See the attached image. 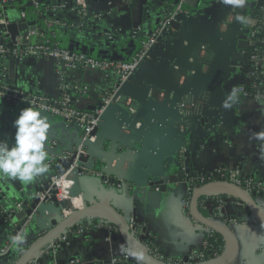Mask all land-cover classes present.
<instances>
[{
	"label": "crops",
	"instance_id": "crops-1",
	"mask_svg": "<svg viewBox=\"0 0 264 264\" xmlns=\"http://www.w3.org/2000/svg\"><path fill=\"white\" fill-rule=\"evenodd\" d=\"M46 2L42 4L54 6L66 3L68 5L67 8L58 11L55 15L56 24L50 30L51 38L55 42L61 46L67 41L74 45L87 46L94 51L116 52L122 56V61H129L134 56H130L128 52L134 45L137 48L140 47L141 40H146L148 32L154 28L157 17H162L160 12L162 4L150 0L147 3L152 4L151 8L142 7V0H49L48 4ZM24 11L26 8L23 5L8 7L2 14V20L4 21L6 18L8 22H17L20 20L21 12ZM81 11L87 17H82ZM10 13H15V15H10ZM185 14L188 15V13ZM237 14L250 20V23L244 24L245 28L252 30L249 46L254 47L261 43L262 39L257 33V27L264 19V0H248L244 8L235 10L232 8L223 23L217 26L216 33L221 37V44H226L222 35L225 36V33L230 32L228 25L241 24L235 19ZM97 16L100 17L97 18ZM191 16L195 15L191 14ZM229 16L232 17L231 22L228 20ZM135 23L140 25L137 29L133 28ZM27 24L28 27L35 26L37 30L45 31V25H42L39 19L35 21V25L30 21ZM134 31L139 33L138 40L132 37ZM176 33L183 39V50L186 49L190 43L188 33L183 30ZM79 50L78 48L75 51L79 52ZM250 51L251 49L239 51L232 58L229 66L231 73L223 84L226 94H231L233 90L237 92L240 85L250 84V75L254 68V64L249 58ZM207 54L210 56L208 57L210 61L211 53L207 52L205 47L197 46L189 58L190 63L198 67L203 74H207L209 71L208 65L203 64V61L207 60ZM167 72L173 76V81L178 88L185 86L189 80L190 73H183L181 77H177L176 73L181 72L178 69L171 68ZM60 78L61 75L57 74L52 61L27 57L21 59L19 65L14 67H10L8 61L7 69L3 71L0 59V83L26 94L55 100L59 95ZM62 79L67 84L86 85L90 88V92L86 95L77 96L75 103L80 110L91 112L90 109L101 102L105 94L112 90L118 77L117 75L105 76L93 69L77 71L62 69ZM170 96L171 94L165 92L151 90L148 98L157 104L166 106ZM208 96L209 93L204 92L199 97L189 95L183 97L178 109L179 115L183 118L180 117L174 121L175 133H173V137H180L186 132L187 125L180 123V120L185 121V119L199 115L206 105ZM236 97L240 108L236 120H234V116L231 117L234 120L233 123L220 124L207 130L203 129L200 139L193 132L187 135L186 147L183 148L187 152V157L184 159L187 162L182 163L181 169L195 171L198 176L223 166L237 169L245 176H252L264 182L263 140L256 138V134L264 133V111L260 107V101L237 95ZM126 100L127 106L133 104L130 98H126ZM136 106L138 105L136 104ZM123 107L125 111L130 112V109L125 105ZM22 108L26 107L20 105L11 107L4 101H0V139H8L10 144L13 142L15 129L12 124ZM42 115L47 117L50 125L45 150L48 157L55 159L74 147L76 140L80 138L81 131L74 124H68L47 114ZM137 128L135 127L133 130H137ZM115 129L121 132V137L129 140L132 134L131 130L116 126ZM94 144L98 145L99 141H95ZM135 160V153L128 152L124 158L115 157L109 168L114 173L121 172L117 176H124L132 171ZM95 167L100 168L99 165ZM96 168L94 172H97ZM52 173L49 170L29 184H24L19 180H0V212L13 210L19 202L28 205L35 194L34 189L36 187L43 188L46 183H49ZM89 177L88 180L81 181L79 186H77L74 176L69 183H63L61 188L67 191H64L65 197L61 196L60 198L65 200L63 205L69 209L64 211L63 217L83 207L77 197L79 188L81 194H92L95 199H102L115 206L123 216L134 217L142 227V231L152 236L155 246L165 256L173 260L183 259L191 253L201 251L203 241L214 242L216 240V237L209 238L211 231L195 223L186 212L183 201L190 188L188 180L172 186L166 197H163L158 209L145 211L144 204L131 195L132 192L124 183L121 185H104L103 183L101 185L98 180L100 177ZM18 187L21 189L18 190ZM66 194L72 195L71 199H67L69 195L66 196ZM217 197H219V201L215 205ZM255 201L264 212V196H258ZM199 212L206 218L229 227L235 235L238 252L230 264H264V226L257 222L245 206L224 192H218L217 195H204L199 199ZM58 219L59 214L55 212L51 204H48L40 213L38 223L29 217L21 229L22 235L25 237L21 246L24 248L29 245L39 236L42 226H48L51 221ZM230 219H234L236 223L227 224L226 222ZM84 221L86 220L79 223ZM107 224L108 222L102 216L93 215L91 224L84 227L81 233H77L75 229L59 236L38 253L29 264H113V258H121L124 254L121 251V246L125 248L127 246L118 237V231L111 232ZM19 225L20 221L15 218L10 223L0 221V248L11 239ZM222 242V250H216L218 252L216 259L228 251L224 240ZM213 248L215 249V247ZM15 251L3 261H12L16 255ZM131 262L137 264L134 257H131Z\"/></svg>",
	"mask_w": 264,
	"mask_h": 264
},
{
	"label": "water",
	"instance_id": "water-1",
	"mask_svg": "<svg viewBox=\"0 0 264 264\" xmlns=\"http://www.w3.org/2000/svg\"><path fill=\"white\" fill-rule=\"evenodd\" d=\"M38 1L49 3V0ZM147 1L149 0H142L141 6L151 8L152 4ZM150 1L162 4L160 10L162 15L174 13L175 15L167 22L165 29L159 32L147 56L136 66L130 76L123 82L118 79L114 83L112 90L115 89V93L112 103L103 108L102 103L99 102L90 109L94 112L103 108L97 125L88 135L89 139L93 137L99 141V144H94L88 138L84 141L79 138L74 147L66 152L69 157L62 159L58 165L60 175L70 172L75 177L77 186L81 181L90 178L84 174L85 171H93L95 166L99 165L100 168L96 169L101 174L98 179L100 184L102 185L105 181L119 185L124 183L132 192L131 195L144 204L145 211L158 209L163 197H166L172 186L197 176L195 171L181 169L182 163L187 162L184 160L187 157L186 150L180 155L181 149L186 147L187 135L193 132L200 139L203 129L207 130L220 124L226 125L236 120L240 105L236 99H228L230 94L224 92L223 84L231 73L229 66L234 55L239 51L253 48L249 46L252 30L245 28L244 24L228 25L230 32L225 33V36L222 35L226 44H221V37L216 33L217 26L223 23L226 15L232 11V6L220 3V0ZM14 5L29 7L30 3L21 1ZM189 12L195 16H191ZM37 19L41 20L31 13L17 22H8L5 18L2 24L0 22V37L9 36L12 44L19 34L37 30L35 26L28 27L27 24L30 21L35 25ZM161 19L162 17H157L156 24L148 32L147 37L156 31ZM41 24L44 25L42 20ZM139 26L135 23L133 28L137 29ZM179 30L187 32L190 39L189 46L184 50L183 39L176 33ZM37 31L44 32V30ZM197 46L205 47L212 55L210 61L209 54H207V60L203 61V64L209 67L207 74L201 73L198 67L193 66L189 61ZM63 47L70 51L79 48V52L98 59L123 60L122 56L116 52L94 51L87 46L74 45L72 42L66 41ZM254 47H264V43H258ZM138 51L139 48L134 45L128 54L135 56ZM19 62V59H11L9 65L14 67L19 65ZM171 68L181 71L176 73L177 77H181L183 73H190L185 86L177 87L173 76L167 72ZM151 90L171 94L168 105L163 106L149 99ZM204 92H208L209 96L202 112L185 121L180 120V123L187 125V130L180 137H173L174 121L181 117L178 109L183 97L187 95L199 97ZM126 98H130L133 104L127 106ZM226 103L231 106L226 107ZM123 105L129 108L130 112L125 111ZM232 116L234 120L231 119ZM115 126L131 130L129 140L121 137V132L116 130ZM135 127H138L137 130H133ZM128 152L135 153V166L124 176H117L121 172L114 173L109 165L115 157L124 158ZM56 172L55 170L52 175ZM48 187L49 183H46L43 188L34 189L35 194L28 205L24 204L23 212L15 216V219L20 221L16 230L20 231L29 217L38 223V216L48 204L53 205L55 212L59 214V219L51 221L48 226H42L39 236L24 248L23 253L13 264H29L51 242L68 231H73L77 223L85 219L84 226L90 225L93 215L102 216L105 221L113 224L118 230V237L127 248L143 253V264H163L152 259L138 245L128 230V218L123 216L115 206L102 199H95L92 194H81L78 188L83 207L74 210L68 216L61 217L63 206L62 202H57L54 198L55 190L48 192L51 195L50 198L38 196V193L47 191ZM218 192H224L240 202L257 222L264 226V212L256 203L254 195L250 196L240 187L229 182L216 181L193 188L189 192L187 214L195 223L209 229L224 240L228 247V251L223 256L206 264H230L238 252L237 239L229 227L208 219L199 212V199L204 195H217ZM0 221L3 222L2 219ZM12 253L10 251L7 257Z\"/></svg>",
	"mask_w": 264,
	"mask_h": 264
},
{
	"label": "built area",
	"instance_id": "built-area-1",
	"mask_svg": "<svg viewBox=\"0 0 264 264\" xmlns=\"http://www.w3.org/2000/svg\"><path fill=\"white\" fill-rule=\"evenodd\" d=\"M27 1L30 6H24L27 10L21 12L20 19L25 18L28 14H34L39 17L45 25V31H27L18 35L14 43L11 44L9 36L0 37V59L2 62L3 71L7 69V63L11 59H23L27 57H33L36 59H42L46 61H52L54 67L61 78L58 83L59 95L55 100H49L47 98L34 95L26 94L15 88L4 86L0 83V101H4L8 105L15 106L20 105L22 107H32L42 114L59 118L68 124H74L81 131L80 138L84 141L98 123V118L102 113L104 107L112 103V98L115 93V89L107 92L101 99L103 108L97 111L88 112L86 110H80L75 103L77 96L86 95L90 92V88L86 85H71L67 84L62 79V69L69 71L93 69L105 76L117 75L118 79L123 82L125 81L136 66L147 56L149 48L155 43L156 37L159 32L165 29L167 22L175 15H162V19L159 23L156 31L148 37L146 40H141L139 51L129 61H116L110 59H98L92 56H88L81 52L70 51L65 47L59 45L51 38L50 30L56 24L55 15L58 11L68 7L66 3L57 4L54 6H46L40 3L38 0H0V21L2 20V14L8 7H12L14 3ZM82 17H87L84 12H80ZM100 16H97L99 18ZM139 33L134 31L132 34L133 39L138 40ZM6 37V39H4ZM264 43V39L260 40ZM11 44V45H9ZM249 58L254 64V68L250 75V84L247 86L240 85L237 88L236 95L242 98H253L260 101V107L264 111V52L260 48L253 47L249 53ZM89 141H97L95 138H90ZM264 148V140L262 143ZM184 152L181 149L180 155ZM69 154H62L58 158L48 157L44 163L49 167V170L54 172L50 178V184L47 191L38 193L40 198H45L52 190L54 181L70 176V172L65 175H60L58 165L62 159L68 158ZM83 174V173H82ZM80 174V175H82ZM84 174L92 177H100L99 172L85 171ZM194 178H190L189 181V192L195 187L201 186L209 182L225 181L240 187L242 190L247 192L250 196L254 195V198L258 196H264V182L258 178L252 176H245L237 169H230L227 167L220 166L214 169L212 172L207 174H200ZM110 184L107 181L104 185ZM188 192L185 200L183 201L184 207L188 208L190 193ZM219 201V197L215 199ZM24 205L19 202L15 205V208L9 212H0V219L5 223H10L15 218L16 214L23 212ZM236 223L234 219H230L226 222ZM75 229L77 233H81L84 229L83 223L76 224ZM261 225V224H260ZM263 226V225H261ZM108 229L111 232H117L116 227L108 223ZM74 229V230H75ZM128 230L134 236L135 241L138 245L154 260L163 264H206L215 260L218 257V252L213 248L210 240L202 242V250L196 253H191L185 256L183 259L173 260L165 256L154 244L153 238L150 234H146L142 231V227L137 223L134 217H128ZM71 231V230H70ZM68 231V232H70ZM18 233L22 234V230H15L13 236ZM12 236V237H13ZM209 238H215V233L211 231ZM18 248V249H17ZM25 248V247H24ZM23 246H13L11 239L0 248V264H13V262L23 253ZM17 249V251H15ZM10 251H15V257L12 261L4 262L3 259L7 258ZM131 257L127 254H123L121 258H113L112 263H123V264H135L131 262ZM186 259V260H184ZM74 264V263H73Z\"/></svg>",
	"mask_w": 264,
	"mask_h": 264
},
{
	"label": "clouds",
	"instance_id": "clouds-1",
	"mask_svg": "<svg viewBox=\"0 0 264 264\" xmlns=\"http://www.w3.org/2000/svg\"><path fill=\"white\" fill-rule=\"evenodd\" d=\"M247 2L248 0H220V3L230 5L234 10L244 8ZM10 15L14 16L15 13ZM235 19L241 24L250 23L248 18L240 14H237ZM228 20L231 22L232 17L229 16ZM235 97L236 90H233L228 99L234 100ZM225 106L231 105L226 103ZM12 126L15 129L13 142L10 144L8 139H0V180H19L29 184L49 171L44 161L48 158L45 142L50 125L47 117L40 111L26 107L20 110ZM256 138L264 140V133L256 134ZM24 239L25 237L18 233L11 237L12 245L18 246ZM121 251L134 257L137 264H143V253L124 246H121Z\"/></svg>",
	"mask_w": 264,
	"mask_h": 264
},
{
	"label": "trees",
	"instance_id": "trees-1",
	"mask_svg": "<svg viewBox=\"0 0 264 264\" xmlns=\"http://www.w3.org/2000/svg\"><path fill=\"white\" fill-rule=\"evenodd\" d=\"M257 33H259V35H260L259 37L261 39H264V19H262L261 23L258 24ZM260 50H262L264 52V48H260ZM193 178L196 179L195 177H193ZM225 221H227V220H225ZM215 237H216V240L214 242L210 241V243L212 244L213 247H215V250L220 251V250H222L223 242L219 236L216 235Z\"/></svg>",
	"mask_w": 264,
	"mask_h": 264
},
{
	"label": "bare ground",
	"instance_id": "bare-ground-1",
	"mask_svg": "<svg viewBox=\"0 0 264 264\" xmlns=\"http://www.w3.org/2000/svg\"><path fill=\"white\" fill-rule=\"evenodd\" d=\"M73 176H69V177H65V178H62L60 181H57V184H56V189L58 190V193L60 194V197H61V194H63L62 196L65 197V193L64 191H67V190H62V185H61V182L62 183H69L70 179L72 178ZM69 195V194H66V196ZM72 195H69L67 197V199H71ZM77 197H79V200L81 201V205H82V200H81V196L80 195H77ZM66 199V198H65ZM75 200V199H74ZM60 201L62 202V206H63V213L64 211H68L69 209L66 207H64L63 203H64V199L63 198H60ZM79 207V206H78Z\"/></svg>",
	"mask_w": 264,
	"mask_h": 264
},
{
	"label": "rangeland",
	"instance_id": "rangeland-1",
	"mask_svg": "<svg viewBox=\"0 0 264 264\" xmlns=\"http://www.w3.org/2000/svg\"><path fill=\"white\" fill-rule=\"evenodd\" d=\"M85 175H86V174H85ZM88 176H89V175H88ZM57 181H60V179H57V180L54 181V185H53L52 190H55V191H56V194H55L54 198L57 200V202H61V201H60V194L58 193V190L56 189ZM49 184H50V183H49ZM61 185L63 186V183H62V182H61ZM61 196H62V195H61ZM50 197H51V195L49 194V195L47 196V198H50ZM60 216L63 217V213H60Z\"/></svg>",
	"mask_w": 264,
	"mask_h": 264
}]
</instances>
